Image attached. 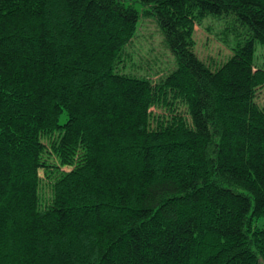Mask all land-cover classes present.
<instances>
[{"label": "trees", "instance_id": "obj_1", "mask_svg": "<svg viewBox=\"0 0 264 264\" xmlns=\"http://www.w3.org/2000/svg\"><path fill=\"white\" fill-rule=\"evenodd\" d=\"M209 15L246 33L216 69ZM140 17L156 81L121 66ZM256 41L264 0H0V264H264Z\"/></svg>", "mask_w": 264, "mask_h": 264}, {"label": "rangeland", "instance_id": "obj_2", "mask_svg": "<svg viewBox=\"0 0 264 264\" xmlns=\"http://www.w3.org/2000/svg\"><path fill=\"white\" fill-rule=\"evenodd\" d=\"M138 9L141 4L136 3ZM245 29L239 25L233 16H213L203 18L194 26V50L198 57L209 64L211 69L218 68L232 55V48L244 40ZM254 61L256 66H264V45L255 42ZM121 66L123 71L137 75H148L156 81L172 67L174 58L163 42L155 21L150 17H140L136 36L125 47ZM255 100L264 105V85L256 91ZM159 109L158 112H162ZM50 161H57L53 154H49ZM66 168V167H64ZM40 198L47 202L50 198V180L40 171Z\"/></svg>", "mask_w": 264, "mask_h": 264}]
</instances>
